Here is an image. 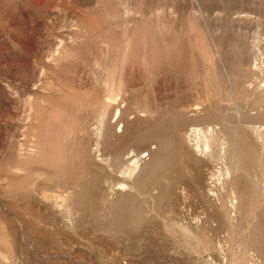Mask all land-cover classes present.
I'll use <instances>...</instances> for the list:
<instances>
[{
  "label": "rangeland",
  "instance_id": "374dc122",
  "mask_svg": "<svg viewBox=\"0 0 264 264\" xmlns=\"http://www.w3.org/2000/svg\"><path fill=\"white\" fill-rule=\"evenodd\" d=\"M0 264H264V0H0Z\"/></svg>",
  "mask_w": 264,
  "mask_h": 264
}]
</instances>
